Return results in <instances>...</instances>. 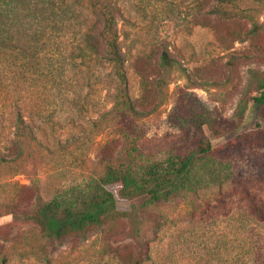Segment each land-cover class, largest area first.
Returning a JSON list of instances; mask_svg holds the SVG:
<instances>
[{"label": "rangeland", "instance_id": "obj_1", "mask_svg": "<svg viewBox=\"0 0 264 264\" xmlns=\"http://www.w3.org/2000/svg\"><path fill=\"white\" fill-rule=\"evenodd\" d=\"M194 12V0H139L128 6L129 21L119 24L124 47L131 52L123 87L139 109L148 111L135 120L129 134H121L118 119L108 113L122 86L109 63L72 59L68 50L64 59H46L40 74L22 82L16 108L33 135L19 142L17 161L0 164V250L8 253L12 264H46L47 259L51 264H114L107 262L112 247L134 250V225L128 219L87 235L47 242L40 250L43 241L37 226L15 218L17 213L35 210L39 202L100 177L105 171L104 154L115 159L121 149L124 157L125 145L133 147L134 137L138 153L149 159L196 148L201 140L216 147L264 129V105L254 100L259 92L252 72L264 78V31L226 49L210 21L198 24ZM256 16L264 22V9ZM250 27L247 24L246 29ZM231 42L233 37L226 43ZM161 43L169 46L181 68L170 71L159 85ZM144 49H155L152 59L140 57ZM235 57L238 62L232 64ZM191 106L207 119L203 126L194 120ZM14 110H0V140L14 135ZM252 165L245 175L252 178L251 188L264 204V150ZM239 170L238 179L234 176L223 187L218 181L205 186L202 198H180L152 207L144 219L145 239L158 251L170 253L175 264L206 260L205 264H230V254L237 256L243 243V224L252 222L264 234V222L259 224L247 212L251 207L240 183L247 180ZM109 188L121 210L143 202L123 198L119 183ZM225 240H233L237 247L230 252Z\"/></svg>", "mask_w": 264, "mask_h": 264}, {"label": "trees", "instance_id": "obj_2", "mask_svg": "<svg viewBox=\"0 0 264 264\" xmlns=\"http://www.w3.org/2000/svg\"><path fill=\"white\" fill-rule=\"evenodd\" d=\"M137 1L0 0V110L6 113L10 107L16 109L12 111L16 127L13 137L9 135L0 140V164L9 165L15 159L17 161L21 155L19 142L33 135L16 108L22 84L40 74L46 59L58 56L64 59L68 50L72 59L81 57L83 61L97 60L112 66L122 86L108 113L118 119L121 134H129L135 120L148 113L139 109L137 100L123 87L128 80L126 69L131 52L124 47L119 24L123 20L129 21L128 6ZM263 9L264 0H194L193 16L200 25L210 21L216 29L214 35L224 43L222 47L229 49L235 42L264 31V22L256 16ZM221 23L226 25L222 27ZM237 23L242 28L237 27ZM247 24L251 25L250 29H246ZM229 37H233V42L226 43ZM159 46L157 64L163 69V79L158 84L162 85L170 71L181 67L169 46L164 43ZM155 49L151 52L140 50V54L143 53L140 57L152 59ZM231 62L236 64L238 61L235 57ZM252 72L258 80L256 89L259 92L254 100L264 105V78L256 75V71ZM189 111L199 125L207 122L192 106ZM125 127L130 129L123 131ZM215 135L220 137L221 133L215 131ZM135 144L134 137L133 147L125 145L128 149L124 157L121 149L115 159L104 154L105 171L100 177L92 178L82 187H72L47 202H39L31 212L15 214L16 219L37 226L43 241L40 250H44L47 242L87 235L128 219L134 225V250L112 247L108 263L175 264L170 253L158 251L144 237L143 224L144 219L150 216L149 210L175 199L190 198L194 201L202 198L201 191L205 186L218 181L223 187L233 180L239 168L238 174L247 180H238L251 207L247 212L263 225V200L252 190V178L245 174L250 166H255L252 162L264 150V129L243 133L216 147L210 140H201L196 148L169 152L162 157L153 155L149 159L138 153ZM234 178L238 179L237 176ZM117 183L121 184L120 195L123 198L143 202L132 204L131 210L119 209L116 195L109 188V185ZM241 238L243 243L238 246V255L230 254V264H264V234L260 228L253 226L252 222L243 224ZM225 242V248L230 252L237 247L233 240ZM11 260L7 252L0 250V264H12ZM46 261V264H51L50 260ZM22 264H33V261Z\"/></svg>", "mask_w": 264, "mask_h": 264}]
</instances>
